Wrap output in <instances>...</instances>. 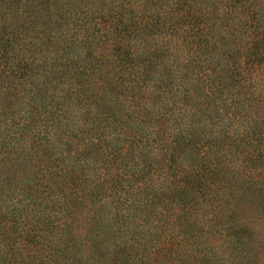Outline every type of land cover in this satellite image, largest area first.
<instances>
[{
	"label": "trees",
	"instance_id": "obj_1",
	"mask_svg": "<svg viewBox=\"0 0 264 264\" xmlns=\"http://www.w3.org/2000/svg\"><path fill=\"white\" fill-rule=\"evenodd\" d=\"M0 264H264V0H0Z\"/></svg>",
	"mask_w": 264,
	"mask_h": 264
}]
</instances>
